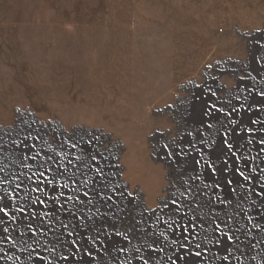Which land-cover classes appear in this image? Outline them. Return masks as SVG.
I'll return each mask as SVG.
<instances>
[{
    "label": "rangeland",
    "instance_id": "rangeland-1",
    "mask_svg": "<svg viewBox=\"0 0 264 264\" xmlns=\"http://www.w3.org/2000/svg\"><path fill=\"white\" fill-rule=\"evenodd\" d=\"M23 211L0 264H264V0H0Z\"/></svg>",
    "mask_w": 264,
    "mask_h": 264
},
{
    "label": "bare ground",
    "instance_id": "bare-ground-1",
    "mask_svg": "<svg viewBox=\"0 0 264 264\" xmlns=\"http://www.w3.org/2000/svg\"><path fill=\"white\" fill-rule=\"evenodd\" d=\"M245 165V164H243ZM42 190V189H41ZM39 196V195H37ZM36 197V196H35ZM47 197V196H46ZM21 201V200H20ZM36 201V200H35ZM35 203V202H34ZM38 203V202H37ZM53 206H56L52 203H50ZM49 204V205H50ZM8 205V204H7ZM40 205V204H38ZM50 213V212H49ZM48 213V214H49ZM53 213V212H52ZM51 213V214H52ZM50 214V215H51ZM63 214H68L67 212L64 211H54L53 213V217H60V215ZM17 216H20L21 220L26 221L29 219V217L31 216V213L28 212H8V213H4V212H0V227L2 229L1 233H0V244L1 243H9L10 242V237H9V232H10V227H11V223H13L16 219ZM46 217H50L49 215H47ZM170 224V223H169ZM16 227V226H15ZM36 251V250H35ZM31 261V260H30ZM38 262V261H37ZM31 264H35V263H31Z\"/></svg>",
    "mask_w": 264,
    "mask_h": 264
},
{
    "label": "snow or ice",
    "instance_id": "snow-or-ice-1",
    "mask_svg": "<svg viewBox=\"0 0 264 264\" xmlns=\"http://www.w3.org/2000/svg\"><path fill=\"white\" fill-rule=\"evenodd\" d=\"M229 147H230V145H229ZM241 175H243L242 173H241ZM230 183V182H229ZM197 255H199V253H197Z\"/></svg>",
    "mask_w": 264,
    "mask_h": 264
}]
</instances>
